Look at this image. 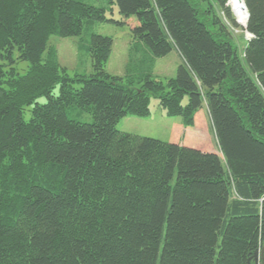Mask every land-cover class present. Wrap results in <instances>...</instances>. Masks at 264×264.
<instances>
[{
    "label": "trees",
    "instance_id": "1",
    "mask_svg": "<svg viewBox=\"0 0 264 264\" xmlns=\"http://www.w3.org/2000/svg\"><path fill=\"white\" fill-rule=\"evenodd\" d=\"M226 1L215 0L229 17ZM244 2L252 37L239 58L201 0H108L136 19L124 73L106 70L112 38L92 32L91 72L71 76L49 37L117 22L106 8L0 0V264H254L261 250L264 264V0ZM173 49L175 76L156 79ZM151 95L185 128L205 107L217 150L205 136L118 130L149 115Z\"/></svg>",
    "mask_w": 264,
    "mask_h": 264
},
{
    "label": "rangeland",
    "instance_id": "2",
    "mask_svg": "<svg viewBox=\"0 0 264 264\" xmlns=\"http://www.w3.org/2000/svg\"><path fill=\"white\" fill-rule=\"evenodd\" d=\"M93 4L95 6H103L106 8V17L116 20L107 22H94L87 25L85 31L80 36L61 37L58 35H51L48 39V45L54 46L57 51V60L59 64L64 67L69 75L74 74H90L91 61L87 51V46L92 32L108 35L112 38V45L109 58L106 63L107 69L113 74L123 75L126 64V56L128 43L133 40L131 33V26L135 24V17L124 18L118 12V8L114 3L108 4V0H80ZM204 8H211L210 10L215 14L218 19L224 23L229 32V38L236 46V52L239 58H242L243 48L247 44V40L250 38L249 33L239 23L234 21V15L230 10V16L227 17L220 6L215 0H201ZM212 15V14H211ZM136 51L135 49L133 50ZM141 56L140 52L136 54ZM15 57L17 54L15 53ZM181 59L178 56L176 50L170 51L167 55L155 59L152 75L158 80L165 81L168 78L174 77L176 69L180 64ZM17 71L21 74L25 73L28 68L26 61H20L13 63ZM106 69V70H107ZM59 92V86L56 85L53 89V95H57ZM46 98L44 96L39 97L37 102L44 103ZM150 113L148 116H137L134 114H126L121 117L117 123L116 128L120 131L136 134L140 136H147L156 138L162 141H170L175 138L178 133V138L181 140H187L190 143H204L203 137H207L210 145L216 148L214 144L212 128L210 120L205 107H202L198 113L195 126L187 127V130H179L182 126V119L179 116H168L165 111L159 106L158 99L155 96H150L149 101ZM28 113V112H27ZM25 113V118L28 114ZM68 116L80 121L89 122L92 120L90 113L77 108L68 109ZM203 124V125H202ZM202 135L201 139L197 136ZM212 148V147H211Z\"/></svg>",
    "mask_w": 264,
    "mask_h": 264
},
{
    "label": "water",
    "instance_id": "3",
    "mask_svg": "<svg viewBox=\"0 0 264 264\" xmlns=\"http://www.w3.org/2000/svg\"><path fill=\"white\" fill-rule=\"evenodd\" d=\"M225 6H228L229 9L231 10V12L235 15L236 12L234 10V7L231 5V0H227L226 3H225ZM237 7H239L240 10L244 11L245 13V23L242 25L244 28H246V25H247V21H248V18H249V12L247 10V7H246V4L244 2V0H238V5ZM234 21L236 23H239L236 19H234ZM249 33V32H248ZM250 37H252V35L249 33ZM259 257H262V250L258 253L256 252L254 254V258H255V263L254 264H259L258 263V260H259Z\"/></svg>",
    "mask_w": 264,
    "mask_h": 264
},
{
    "label": "bare ground",
    "instance_id": "4",
    "mask_svg": "<svg viewBox=\"0 0 264 264\" xmlns=\"http://www.w3.org/2000/svg\"><path fill=\"white\" fill-rule=\"evenodd\" d=\"M231 5L234 7V10L236 12V14L234 15V19H236L239 24L243 25L245 23V13L244 11L240 10L239 7H237L238 5V0H231Z\"/></svg>",
    "mask_w": 264,
    "mask_h": 264
},
{
    "label": "crops",
    "instance_id": "5",
    "mask_svg": "<svg viewBox=\"0 0 264 264\" xmlns=\"http://www.w3.org/2000/svg\"><path fill=\"white\" fill-rule=\"evenodd\" d=\"M131 43V42H130ZM130 43H128V48L126 49L127 50V55H128V49H129V45H130ZM177 52V51H176ZM177 54H178V52H177ZM178 56L180 57V55L178 54ZM128 57L126 56V59H127ZM180 59H181V57H180ZM126 62H127V60H126ZM106 69H107V67H106ZM107 71L110 73V74H112V75H119V76H121L120 74H113L112 72H110L108 69H107ZM207 111V110H206ZM210 120V119H209ZM210 125H211V123H210ZM212 128V127H211ZM187 130V128H181V127H179V130ZM212 131V134H213V137H214V144H216V148L215 147H213V144H212V149L213 150H217V142H216V138H215V135H214V132H213V130H211ZM179 133V132H178Z\"/></svg>",
    "mask_w": 264,
    "mask_h": 264
}]
</instances>
